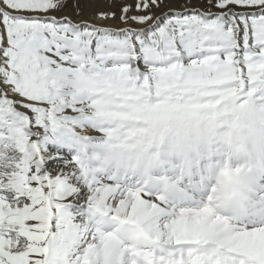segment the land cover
I'll return each mask as SVG.
<instances>
[{
  "label": "snow or ice",
  "instance_id": "6c2138e0",
  "mask_svg": "<svg viewBox=\"0 0 264 264\" xmlns=\"http://www.w3.org/2000/svg\"><path fill=\"white\" fill-rule=\"evenodd\" d=\"M233 101L264 0H0V264H264V163L173 158Z\"/></svg>",
  "mask_w": 264,
  "mask_h": 264
},
{
  "label": "bare ground",
  "instance_id": "6f19581e",
  "mask_svg": "<svg viewBox=\"0 0 264 264\" xmlns=\"http://www.w3.org/2000/svg\"><path fill=\"white\" fill-rule=\"evenodd\" d=\"M224 99V96L220 97V100ZM245 102L254 103L251 98L239 101ZM258 107L251 113L241 110L237 101H233L231 111L214 123L205 121L198 131L183 139L182 149L173 154L175 163L183 166L186 172L189 165H196L192 169L194 181L199 180L208 163L216 167L217 173L225 169L235 172L249 164L264 163V113L259 112ZM201 157L204 158L202 161ZM142 164L149 168L153 165L152 157H147Z\"/></svg>",
  "mask_w": 264,
  "mask_h": 264
}]
</instances>
